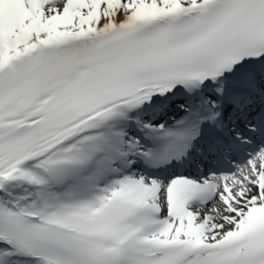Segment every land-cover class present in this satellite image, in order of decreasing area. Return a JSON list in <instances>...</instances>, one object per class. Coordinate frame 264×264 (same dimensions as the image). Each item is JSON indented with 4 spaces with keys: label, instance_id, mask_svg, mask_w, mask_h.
I'll return each instance as SVG.
<instances>
[{
    "label": "snow or ice",
    "instance_id": "1",
    "mask_svg": "<svg viewBox=\"0 0 264 264\" xmlns=\"http://www.w3.org/2000/svg\"><path fill=\"white\" fill-rule=\"evenodd\" d=\"M0 264H264V0H0Z\"/></svg>",
    "mask_w": 264,
    "mask_h": 264
}]
</instances>
